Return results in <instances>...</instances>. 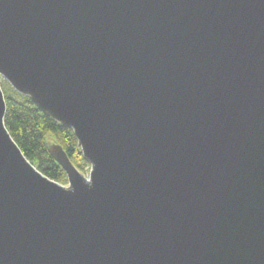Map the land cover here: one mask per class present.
I'll use <instances>...</instances> for the list:
<instances>
[{"label": "water", "instance_id": "water-1", "mask_svg": "<svg viewBox=\"0 0 264 264\" xmlns=\"http://www.w3.org/2000/svg\"><path fill=\"white\" fill-rule=\"evenodd\" d=\"M0 77L90 166L0 86V264H264V0H0Z\"/></svg>", "mask_w": 264, "mask_h": 264}, {"label": "trees", "instance_id": "trees-1", "mask_svg": "<svg viewBox=\"0 0 264 264\" xmlns=\"http://www.w3.org/2000/svg\"><path fill=\"white\" fill-rule=\"evenodd\" d=\"M1 89L5 99L4 125L11 138L27 160L43 175L65 184L66 175L48 153L47 141L53 140L59 144L79 170V161L87 162L79 153L72 131L60 127L42 114L28 98L21 96L8 85L1 84Z\"/></svg>", "mask_w": 264, "mask_h": 264}, {"label": "rangeland", "instance_id": "rangeland-1", "mask_svg": "<svg viewBox=\"0 0 264 264\" xmlns=\"http://www.w3.org/2000/svg\"><path fill=\"white\" fill-rule=\"evenodd\" d=\"M1 84L3 85V84H6V85H8L9 86V84L3 79V78H1L0 77V86H1ZM10 87V86H9ZM3 88V87H2ZM11 88V87H10ZM12 89V88H11ZM13 90V89H12ZM79 166H80V168H79V171L84 175V176H88V174H89V170H90V166H89V164L87 163H84V162H80L79 161ZM62 185H67V182L65 183V184H62Z\"/></svg>", "mask_w": 264, "mask_h": 264}]
</instances>
